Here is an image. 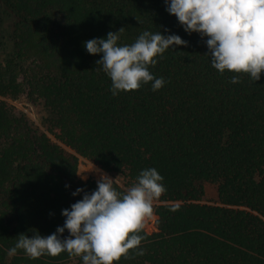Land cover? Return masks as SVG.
I'll return each instance as SVG.
<instances>
[{"label":"trees","instance_id":"1","mask_svg":"<svg viewBox=\"0 0 264 264\" xmlns=\"http://www.w3.org/2000/svg\"><path fill=\"white\" fill-rule=\"evenodd\" d=\"M3 1L16 21L12 54L0 61V264H83L67 252L7 254L22 233H55L62 210L97 189L77 179L79 158L130 186L145 169L164 178L156 231L141 233L145 254L117 264H264V73L256 82L221 74L205 55L207 37L187 33L165 0ZM120 28L118 46L144 31L188 42L149 66L164 78L161 89L149 82L112 95L96 64L102 54H89L84 42ZM25 91L49 112L53 140L6 101ZM209 187L213 204L200 203ZM77 188L84 192L73 196Z\"/></svg>","mask_w":264,"mask_h":264},{"label":"clouds","instance_id":"2","mask_svg":"<svg viewBox=\"0 0 264 264\" xmlns=\"http://www.w3.org/2000/svg\"><path fill=\"white\" fill-rule=\"evenodd\" d=\"M166 11L177 17L184 30L207 37L208 55L212 67L221 74L225 70L248 74L252 81H259L264 73V0H165ZM124 28L106 38L84 42L89 54H102L96 64L110 77L112 95L122 91L138 90L142 84L152 82V90L161 89L165 80L155 78L149 66H155L157 56L173 46H187L180 36L162 35L159 31L142 32L131 45L118 46ZM233 76L231 83H238ZM97 189L71 205V210H62L66 217L62 227L46 237L38 230L29 238L18 235L14 247L7 250L15 256L23 250L30 259L43 255L58 256L67 252L69 257H79L83 264H117L121 260L143 256L140 249L145 239L141 235L145 222L154 213L153 202L166 190L161 176L155 168L140 172L136 182L125 192L114 188L116 181L102 170ZM81 175L82 179L87 177ZM66 187H68L66 185ZM84 192L77 188L73 196ZM175 211L176 209H172ZM69 237L62 239L64 231Z\"/></svg>","mask_w":264,"mask_h":264},{"label":"rangeland","instance_id":"3","mask_svg":"<svg viewBox=\"0 0 264 264\" xmlns=\"http://www.w3.org/2000/svg\"><path fill=\"white\" fill-rule=\"evenodd\" d=\"M54 20V24H57L60 20L59 16H52ZM16 21L15 15L10 12L5 6L4 1L0 0V61L3 62L9 58L12 54V40H11V32L12 27ZM15 110V112L19 115L24 116L28 125L33 131L39 133H45L48 137L53 140V138L47 133L48 122L51 119L49 112L43 106L41 101H33L29 100L26 96V91L23 92L16 100H6ZM94 169H99L91 163L85 161L82 158H79L78 167H77V179L82 183L86 182H94L97 185V180L100 178V174ZM100 170V169H99ZM103 173H106L102 171ZM87 177V179H82L81 175ZM107 174V173H106ZM110 178L116 181L114 185L120 187L124 191H126L129 187H131L127 181V179L123 175H111L107 174ZM213 198V188H207L206 198L200 203L212 205V202H209ZM158 204L155 201L153 205ZM155 220L156 217L153 214L152 217L146 220L144 231L147 234H151L156 231L155 229ZM66 235H70L67 230H65Z\"/></svg>","mask_w":264,"mask_h":264}]
</instances>
